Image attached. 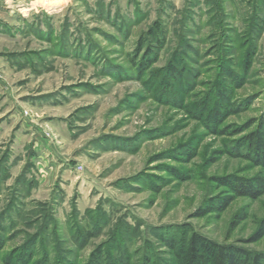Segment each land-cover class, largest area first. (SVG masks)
Wrapping results in <instances>:
<instances>
[{"label":"rangeland","instance_id":"374dc122","mask_svg":"<svg viewBox=\"0 0 264 264\" xmlns=\"http://www.w3.org/2000/svg\"><path fill=\"white\" fill-rule=\"evenodd\" d=\"M13 2L0 16V264H91L98 247L161 264L185 223L264 254V193L197 213L229 194L216 178L264 176L238 147L264 122V0ZM155 21L167 40L143 69Z\"/></svg>","mask_w":264,"mask_h":264},{"label":"trees","instance_id":"16d2710c","mask_svg":"<svg viewBox=\"0 0 264 264\" xmlns=\"http://www.w3.org/2000/svg\"><path fill=\"white\" fill-rule=\"evenodd\" d=\"M256 26V25H255ZM257 27V26H256ZM165 28L160 21H155L139 39V50H147L141 68L147 69L159 57L167 37ZM174 69V68H173ZM241 131V130H240ZM239 150H247L248 159L264 167V122L244 134L238 142ZM238 149L229 150L239 154ZM219 187H225L229 194L219 198L209 197L198 216L209 213L220 214L225 211L232 201L239 196L257 199L264 193V176L243 178L237 175H226L216 178ZM233 225L238 224L244 216L237 215ZM101 220V218H100ZM99 228V227H97ZM164 241L171 253V258L161 260V264H264V254L252 252L233 243L218 242L198 232L192 225L185 223L178 228H169ZM264 236V220L252 240H259ZM91 264H126V259H111L103 247H98L91 253ZM142 264H155L148 251L144 254Z\"/></svg>","mask_w":264,"mask_h":264},{"label":"crops","instance_id":"0c3cea01","mask_svg":"<svg viewBox=\"0 0 264 264\" xmlns=\"http://www.w3.org/2000/svg\"><path fill=\"white\" fill-rule=\"evenodd\" d=\"M13 3V0H0V16L12 13Z\"/></svg>","mask_w":264,"mask_h":264}]
</instances>
